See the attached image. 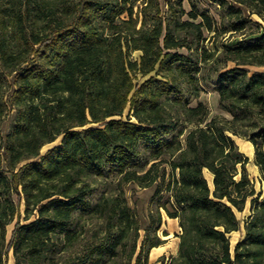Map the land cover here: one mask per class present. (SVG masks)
Here are the masks:
<instances>
[{"label":"trees","instance_id":"16d2710c","mask_svg":"<svg viewBox=\"0 0 264 264\" xmlns=\"http://www.w3.org/2000/svg\"><path fill=\"white\" fill-rule=\"evenodd\" d=\"M188 1L186 11L183 0H0V125L11 122L0 128V264L10 249L14 264H40L52 236L72 238L74 214L92 207L84 177L93 173L113 176L120 189L153 186L155 205L140 226L120 190L108 208L118 233L75 264H103L140 227L133 264H147L163 241L162 211L180 231L177 253L159 264H264V26L244 16L264 19V0H209L218 18ZM252 21L260 32L226 52L204 43L205 33L244 34ZM221 60L234 64L221 71ZM212 76L230 117L198 99ZM230 134L251 142L260 190ZM248 197L241 224L235 210ZM21 202L23 218L35 216L26 223ZM241 229L231 246L228 234Z\"/></svg>","mask_w":264,"mask_h":264},{"label":"rangeland","instance_id":"374dc122","mask_svg":"<svg viewBox=\"0 0 264 264\" xmlns=\"http://www.w3.org/2000/svg\"><path fill=\"white\" fill-rule=\"evenodd\" d=\"M188 1V0H187ZM184 1L183 7L187 11L190 9V3ZM189 3V4H187ZM200 8H208L210 13L218 18V14L215 12L216 5L209 0H199L197 4ZM124 16V15H122ZM244 16L257 21L262 26H264V19L256 15L255 13H249L247 10L244 11ZM186 18V15L183 16ZM260 32V28L253 23H248L244 34L240 32H225L221 33L216 38H211L208 40V36L211 34L205 33L207 39L205 40V45L209 49H216V55L223 51L224 46L234 47L241 40H249L257 35L256 32ZM180 52L186 53L187 51L182 48ZM139 52H133L132 56L137 58ZM222 57V56H221ZM234 63L231 61L221 60L216 64V67L223 71L224 69L231 67ZM210 64L208 63L205 67V72L209 71ZM249 73L261 70V66L249 65ZM145 77H138L135 82L142 81ZM217 85V80L215 76L204 83L205 90L200 94L199 100L204 102L210 110V114H221L225 117H230L229 113L221 110L217 103V92L214 90ZM196 100L191 101V105H194ZM10 119L4 120L0 128L2 133L7 132L10 129ZM231 135V134H230ZM236 143L238 149L247 157V162L245 164L248 177L254 183L256 191L260 190V173L258 166L253 161V146L251 142L240 136L231 135ZM60 141V136H57L53 141L45 143L40 148V153H44L47 149L55 146ZM24 162V161H23ZM204 176L209 182L210 186L211 175L206 170L203 171ZM85 180L92 187V192L89 195L92 207L89 212L80 213L76 212L72 218V223L70 229L73 231L72 238H64L63 234H56L52 236L47 246L42 251V257L40 264H75L79 258L82 257L83 253L93 244L99 242H106L107 237L115 235L118 233L120 225L115 218H112L109 207L116 200L117 197H121L120 190L123 192V196L126 200L127 205L131 209L132 215L135 216V220L138 225L142 226L146 223L147 214L150 208H154L155 201L152 198L153 186L142 187L135 182H127L117 186L116 179L108 174L99 175L93 173L88 177H84ZM238 178V176H237ZM264 196V194H262ZM261 196V197H262ZM15 200V195L12 196ZM251 197L247 198L245 207L242 211L235 210L236 217L242 224L245 217L250 213L249 211V200ZM23 205L20 204V222L26 223L33 219L35 216H31L29 220L23 218ZM162 223L157 231L159 237L163 240L159 245L152 247L148 253L147 264H159L160 259L166 263L171 256L177 253V246L179 238L176 235L180 231L178 220L174 218H169L162 211ZM14 224V219L6 225L5 238L8 239L10 236L11 229ZM138 230V233L134 229L127 232L126 236L122 239V242L117 247V255L104 260L103 264H133L135 255L139 250V245L143 236V231ZM166 231L167 234L163 235L162 231ZM243 229L240 231H232L228 234L231 246L234 245L236 240L241 236ZM139 234V236L137 235ZM8 264H14V257L11 249L8 251L6 256ZM164 263V264H165Z\"/></svg>","mask_w":264,"mask_h":264},{"label":"crops","instance_id":"0c3cea01","mask_svg":"<svg viewBox=\"0 0 264 264\" xmlns=\"http://www.w3.org/2000/svg\"><path fill=\"white\" fill-rule=\"evenodd\" d=\"M184 1H185V0H183L182 4H184ZM186 1H187V0H186ZM187 2H188V1H187ZM187 4H189V3H187Z\"/></svg>","mask_w":264,"mask_h":264}]
</instances>
